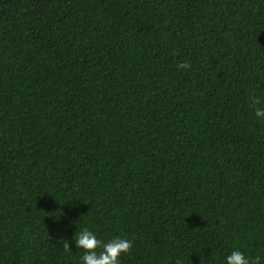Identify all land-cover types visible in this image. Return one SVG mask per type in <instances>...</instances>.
<instances>
[{"label": "trees", "instance_id": "16d2710c", "mask_svg": "<svg viewBox=\"0 0 264 264\" xmlns=\"http://www.w3.org/2000/svg\"><path fill=\"white\" fill-rule=\"evenodd\" d=\"M253 99L264 0H0V264H264Z\"/></svg>", "mask_w": 264, "mask_h": 264}, {"label": "clouds", "instance_id": "9594fccd", "mask_svg": "<svg viewBox=\"0 0 264 264\" xmlns=\"http://www.w3.org/2000/svg\"><path fill=\"white\" fill-rule=\"evenodd\" d=\"M178 67L187 69L190 64L185 61L180 63ZM258 104V99L252 100V106L255 107V115L264 119V108L256 107ZM74 240L76 248L84 251L81 258L82 264H120L121 254L130 252L133 247L132 241L119 236L107 241L98 239L87 227L78 232L76 231ZM63 247L65 250H70L68 241L63 244ZM226 264H261V257L250 258L241 251L234 250L227 255Z\"/></svg>", "mask_w": 264, "mask_h": 264}]
</instances>
